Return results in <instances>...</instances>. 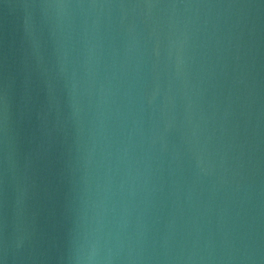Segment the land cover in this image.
<instances>
[{
  "label": "water",
  "instance_id": "1",
  "mask_svg": "<svg viewBox=\"0 0 264 264\" xmlns=\"http://www.w3.org/2000/svg\"><path fill=\"white\" fill-rule=\"evenodd\" d=\"M0 264H264V0H0Z\"/></svg>",
  "mask_w": 264,
  "mask_h": 264
}]
</instances>
